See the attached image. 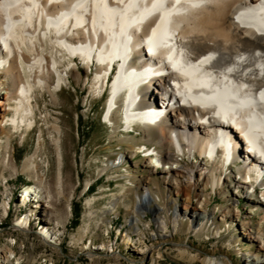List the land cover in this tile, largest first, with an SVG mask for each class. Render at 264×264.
Segmentation results:
<instances>
[{
  "label": "bare ground",
  "instance_id": "1",
  "mask_svg": "<svg viewBox=\"0 0 264 264\" xmlns=\"http://www.w3.org/2000/svg\"><path fill=\"white\" fill-rule=\"evenodd\" d=\"M138 43L142 48L136 46ZM175 45L180 54L173 51ZM146 48V54L161 64L166 74L156 77L142 93L164 109L166 117L159 123L141 121L136 129L142 133L139 138L125 132L123 137L113 138L117 145L125 146L127 153L140 152L144 147V155L157 165L161 158L146 152L150 150L148 144L163 150L173 148L169 156L175 153L185 158L189 154L201 159L213 155L217 147H226L225 156L231 159L227 166L224 156L219 157L221 164L218 157L210 158L211 170L196 164L183 166L179 161L169 170L150 164L140 181L145 193L139 208L158 212L162 208L148 187L153 173L173 174L180 179L177 185L168 186V199L177 206L175 217H187L199 232L211 214L200 207L199 199L193 201L192 187H208L211 183L216 189L219 173L225 178L231 171L239 175L234 180L241 187L254 185L245 177L264 183V0H0V154L8 150L14 133L36 125L40 94L49 93L58 102L57 93L69 84L70 76L78 80L83 77L80 67L73 64L74 57L83 62L88 74L94 62H100L89 80V88L96 94L104 87L108 64L131 50L143 56ZM192 57L195 62L188 61ZM136 79L132 73L124 74L111 89L114 93L132 89ZM173 80L179 83V89ZM132 102L128 100L124 107L127 124L141 115V110L132 108ZM112 103L111 99L110 108ZM110 120L109 127L116 136L123 126L118 112ZM55 129L62 132L60 126L55 125ZM53 140L59 161L56 188L62 194L63 147L60 136ZM161 155L164 158V153ZM4 161L1 171L9 168ZM38 169L37 154L23 160L22 171L32 173L35 183L18 191L22 202L42 196ZM42 200L45 214L52 219L50 198ZM258 203L255 206L264 211V200ZM112 204H119V200ZM33 206L35 211L40 208L39 204ZM19 219L15 226L27 227L31 213ZM40 223L37 220L42 228ZM240 234L251 241L256 239L246 219L240 222ZM44 236H49L48 232ZM263 252L264 243H260L256 254L247 253L245 259L248 263H264ZM149 253L153 256L154 250ZM12 255L13 251L0 256V264L11 261ZM209 262L216 264L217 258L210 257Z\"/></svg>",
  "mask_w": 264,
  "mask_h": 264
},
{
  "label": "rangeland",
  "instance_id": "2",
  "mask_svg": "<svg viewBox=\"0 0 264 264\" xmlns=\"http://www.w3.org/2000/svg\"><path fill=\"white\" fill-rule=\"evenodd\" d=\"M73 64L80 67L83 77L70 76L69 84L57 93L58 102L49 93L40 94L36 125L14 133L8 150L0 154V164L7 156L4 162L9 165L0 169V256L14 252L11 261L3 264H211L210 257L217 258L216 264H264L245 259V254H256L258 244L264 243V211L255 206L261 194H248L251 188L237 185L234 179L239 175L233 171L225 178L219 173L216 189L211 183L192 187L193 201L199 199L200 207L211 214L199 232L187 217H175L177 206L168 199V186L181 180L173 174L155 172L148 186L162 209L139 208L145 193L140 181L152 163L138 151L127 153L125 146L117 145L113 137H123L124 131L119 127L113 136L112 128L104 122L105 100L89 88L94 68L88 74L79 58ZM55 125L62 132L58 133ZM134 135L139 138L142 133ZM55 136L61 137L64 155L62 194L56 188L59 161ZM169 151L165 148L164 158H170L173 166L179 161L183 166L213 168L208 158L169 156ZM31 154H37L42 196L22 202L18 191L35 183L32 173L22 171L23 160ZM47 198L54 211L52 219L41 206ZM115 199L119 204H112ZM34 204L40 205L36 211ZM29 212V225L15 226ZM245 219L254 241L240 234V222Z\"/></svg>",
  "mask_w": 264,
  "mask_h": 264
}]
</instances>
